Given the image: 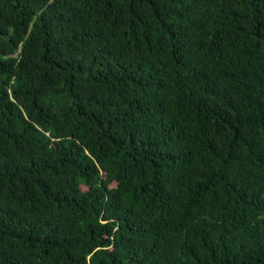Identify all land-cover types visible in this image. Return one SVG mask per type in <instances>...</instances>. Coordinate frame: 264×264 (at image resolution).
<instances>
[{"label": "trees", "instance_id": "1", "mask_svg": "<svg viewBox=\"0 0 264 264\" xmlns=\"http://www.w3.org/2000/svg\"><path fill=\"white\" fill-rule=\"evenodd\" d=\"M0 264H264V0H0Z\"/></svg>", "mask_w": 264, "mask_h": 264}]
</instances>
